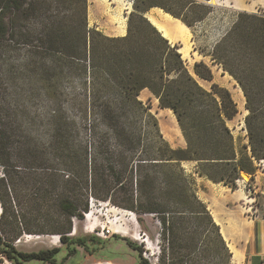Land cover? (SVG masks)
Returning a JSON list of instances; mask_svg holds the SVG:
<instances>
[{
  "label": "trees",
  "instance_id": "trees-1",
  "mask_svg": "<svg viewBox=\"0 0 264 264\" xmlns=\"http://www.w3.org/2000/svg\"><path fill=\"white\" fill-rule=\"evenodd\" d=\"M151 6L191 25L170 7L142 8L134 1L126 34L107 36L89 27L87 0H0V49L6 61L22 69L21 80L27 83L23 91L43 98L38 100L41 115L30 116L26 100L25 106L17 102L12 121L0 120V219L9 188L14 200L25 197L26 203L41 205L49 198L68 221L63 231H54L61 246L50 249L21 252L0 234V252L12 263H55L62 249L68 258L77 252L75 246L112 259L117 253L107 244L113 239L137 253V264H151L127 237L70 234L71 221L83 218L92 199L135 212L144 229L143 215L156 216L160 235L172 250L168 264H205L211 257L230 260L219 225L181 163L193 161L200 176L235 187L242 172L253 179L257 163L264 160V16L241 14L233 43L226 34L211 55L245 98L248 143L238 149L227 123L237 113L230 91L217 83L211 90L199 84L186 68L179 45L145 16ZM193 73L206 81L213 77L203 61L194 63ZM258 85L262 92L255 91ZM143 89L173 112L185 147H172L163 138L155 117L139 99ZM13 149L31 157L32 163L10 165L5 157L10 159ZM28 171L35 172L36 185L33 190L25 183L23 196L15 178ZM18 178L25 180L24 175Z\"/></svg>",
  "mask_w": 264,
  "mask_h": 264
},
{
  "label": "rangeland",
  "instance_id": "rangeland-1",
  "mask_svg": "<svg viewBox=\"0 0 264 264\" xmlns=\"http://www.w3.org/2000/svg\"><path fill=\"white\" fill-rule=\"evenodd\" d=\"M89 1L92 2V0H87V20L89 27H95L92 23L98 20L97 14L101 12L100 9L95 11L89 10ZM134 1L139 3L142 8L156 4L170 7L177 14L185 17L192 26L197 25L199 18L206 15L210 9L203 5H188L191 0H133V2L130 0H114L113 4L120 7V9L117 13H114L112 17H109L110 21L112 20L117 24L124 20L127 22V16L133 9ZM130 2H132L131 5ZM124 6L131 7V9L125 8ZM122 7L124 10L121 11ZM244 13H254L258 16H264V0H258V7L253 12H230L223 7L214 9L211 17L206 21L207 26L205 28L194 27L196 31L194 39H196V42H184L180 50L186 68L194 75L203 88L211 90L212 83H217L230 91L237 105V113L232 119L228 120L227 123L233 134L235 146L238 149L248 143L247 131L244 123V118L247 114V110L245 109V98L236 81L228 72L223 70L220 64L212 60L211 55L217 43L226 34H230L229 44L231 45L233 43L236 33L235 27L242 22L240 16ZM161 19L164 20V26H166L171 38L179 34H184L185 27L183 24L173 19L168 13L162 14ZM194 45L196 47L198 46L202 53H193L192 46ZM229 55L231 56V54ZM5 58L6 56L3 50L0 49V120L3 122L10 119V121H12L16 114L17 102L20 104L23 103L24 105L26 100V112H28L30 116L35 114L41 115L42 107L38 100H43L42 96L37 92L30 95L27 91H23L22 88H27V83L25 80H21V78H24L23 75L20 74L22 69L17 64L6 61ZM196 61H203L210 67L213 74L211 81H206L195 76L193 73V65ZM257 90L258 92H262L263 88L258 85V89L255 91ZM139 99L149 108V112L155 117L158 129L163 138L172 147H185V140L173 112L170 109L161 108L158 104V100L148 89H143L139 93ZM43 107L46 108L45 101ZM6 116L9 117L6 118ZM45 138L46 136L44 135L41 140L45 141ZM5 160L10 165H16V167H18V165L32 163L31 157H28V155L23 156V152L18 153L17 149L11 150L10 159L7 160L5 157ZM263 163L264 160L257 163V169L254 175L256 174L264 177ZM181 165L185 169V172L192 175L194 178L198 197L207 205L210 213L218 214L221 223L225 224V226H228L230 221L228 218L230 217L239 220L240 218L244 219L247 215L249 216L252 214L249 205L245 204V202L250 201V199H247L244 195L255 197V201L252 200L253 205L255 206L261 203L262 208H264V195L261 194L259 189L255 190L252 183L254 179L252 180L248 173L242 172L240 174V177L245 179L246 182L240 183V185L235 183V187H231L221 182H213L204 176H200L195 172L196 163L193 161H184ZM16 167H14V169H16ZM34 173V171L17 173L15 187H17L21 195L24 196V193L27 192V188L24 187L25 183H27L26 185H28L30 189H35L32 187L36 185V175ZM14 174L16 175V172H12V175ZM2 175L3 167L0 165V177ZM19 175H24L25 180H20L18 178ZM239 187L242 188L244 192L241 191ZM12 196L11 189L8 188V194L4 193L6 211L0 219V234L2 237L10 241L15 249L21 252H33L61 246L59 234L54 233V231L56 229L63 231V229L67 227L68 221H65V217L55 210L53 202L48 198L45 202H41V205L35 201L26 203L27 199L25 197L14 200ZM38 207H40V210ZM28 208H31V210ZM1 212L2 208L0 204V214ZM258 212L259 211H257L256 214ZM87 213L89 216H87ZM15 215H19L20 217L15 218ZM143 218L146 229L140 225L135 212L113 205L109 201H97L92 199L89 202L88 210L83 213V218H75L71 221L72 226L70 234H95L102 239H112L113 234H118L136 242L139 248H141L142 257L147 259L149 263L168 264L170 262L172 250L170 249V245L164 241L160 235L161 225L159 221L153 214L143 215ZM240 225L236 222L230 225L232 234L238 238L241 230ZM238 238L231 240L234 248L230 249L229 247L232 254L229 261L211 257L203 262L205 264H245L241 252V241ZM55 240H57L56 243H54ZM107 245L117 253L112 259L95 257L86 252L83 247L75 246L77 252L70 255L68 258L66 256V250L62 249L55 256L57 259L55 263L32 260L24 262L23 264H137V253L129 248L124 241L112 239ZM178 250V246L175 244V256L177 257H179ZM8 261V264H14L10 260Z\"/></svg>",
  "mask_w": 264,
  "mask_h": 264
},
{
  "label": "crops",
  "instance_id": "crops-1",
  "mask_svg": "<svg viewBox=\"0 0 264 264\" xmlns=\"http://www.w3.org/2000/svg\"><path fill=\"white\" fill-rule=\"evenodd\" d=\"M123 1V0H119ZM133 2V0H130ZM114 0H92L89 1L88 7L89 10L95 11L99 10V14H97L98 20L93 21V26H95L96 29L100 30L107 36H123L126 34L127 31V22L124 20L120 23L113 22L112 20L110 21V16L112 17L114 13H117L120 7L116 6L113 4ZM130 2V5L131 3ZM188 5H203L207 6L210 9L204 15L203 17L199 18V22H197V25L190 26L186 25L181 19L174 17L170 13L164 11L162 8L159 6H151L149 9L145 12V16L147 19L162 33V29H164L167 33V36L162 35L166 37L171 43L173 44H178L179 49L181 50L182 44L184 42H191L195 43L196 39H194L196 31L194 30V27L199 28L203 27L205 28L207 26L206 21L211 17V14L213 13L214 9L218 7H223L225 9H228V11H246V12H253L256 10L258 7V0H191ZM118 7V8H117ZM125 8L127 6H124ZM128 9H131V7H127ZM124 10L123 7L121 11ZM128 13V12H127ZM168 13L173 19L178 20L183 24V26L187 27V31L185 28V31L183 32L184 34H179L176 37H170L169 32L167 31V28L165 25L164 20L161 19V15ZM126 19V18H124ZM158 23L159 25L162 26L160 28L159 26L155 25V23ZM199 24V25H198ZM89 25V23H88ZM215 38V36H214ZM193 48V53L194 52H200V48L198 46L196 47L195 45L192 46ZM203 48V47H202ZM179 50V51H180ZM181 52V51H180ZM182 54V53H181ZM183 57V55H182ZM197 62V61H196ZM263 169H264V163H263ZM261 170V168H260ZM264 175V172H263ZM254 181L253 186L255 190H260L261 194L264 195V177L254 175ZM252 179V180H253ZM262 182V183H261ZM259 183V185H258ZM241 191L244 192L242 188L239 187ZM246 196L247 199H250V201H246L249 203H246V205H251L252 200L255 201V197L249 196V195H244ZM250 197V198H249ZM253 205V204H252ZM253 210L251 211L252 214L247 217L240 218L239 220L235 218H228L229 224L228 226L225 224H222L220 221V218L218 214L216 213H211L214 221L217 222L216 224L219 225L222 236L226 242V245L229 249H233V243L231 240H234L235 238L237 239L238 237H235L234 234H232V231L230 229V225L234 224L235 222L238 223V225L241 226L240 234H239V240L241 241V252L243 254V259L245 264H264V208H262V204L258 205H253ZM259 211L257 214L256 212ZM216 214V215H215ZM218 217V218H217ZM229 249L230 253L231 250ZM232 257V254H231ZM231 259V258H230Z\"/></svg>",
  "mask_w": 264,
  "mask_h": 264
},
{
  "label": "built area",
  "instance_id": "built-area-1",
  "mask_svg": "<svg viewBox=\"0 0 264 264\" xmlns=\"http://www.w3.org/2000/svg\"><path fill=\"white\" fill-rule=\"evenodd\" d=\"M235 182H236V184H239L240 185V183H244V182H246V180L245 179H243V178H241L240 176L235 180ZM244 187H246L244 184H242ZM252 204H253V202H252ZM250 205L249 206V209H250V211H252L253 210V205ZM8 260L6 259V257L0 252V264H8Z\"/></svg>",
  "mask_w": 264,
  "mask_h": 264
},
{
  "label": "bare ground",
  "instance_id": "bare-ground-1",
  "mask_svg": "<svg viewBox=\"0 0 264 264\" xmlns=\"http://www.w3.org/2000/svg\"><path fill=\"white\" fill-rule=\"evenodd\" d=\"M155 25H157V26H159L160 28H162V26L159 25L157 22L155 23ZM184 27L186 28V31H187V27H186V26H184ZM162 33H163V35L167 36V33H166V31H165L164 29H162ZM179 50H180V49H179ZM87 216H89L88 213H87ZM56 242H57V240L54 241V243H56Z\"/></svg>",
  "mask_w": 264,
  "mask_h": 264
}]
</instances>
